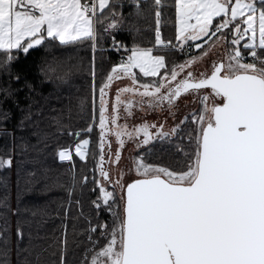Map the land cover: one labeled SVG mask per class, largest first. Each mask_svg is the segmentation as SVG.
Segmentation results:
<instances>
[{
	"label": "snow or ice",
	"instance_id": "6c2138e0",
	"mask_svg": "<svg viewBox=\"0 0 264 264\" xmlns=\"http://www.w3.org/2000/svg\"><path fill=\"white\" fill-rule=\"evenodd\" d=\"M136 5L143 11L140 0ZM151 7L157 24L151 47H129L112 37V47L127 55L111 66L98 89L95 55L91 61V103L95 110L98 91L100 128V178L92 181L100 194L86 217L89 247L81 264H264V0H175V43L163 38L159 27L164 0H152ZM120 15L110 0H0V63L9 70L20 52L28 54L48 38L61 44L89 40L95 52L98 25L116 29ZM217 45L229 46L226 56L213 57ZM157 46L163 54H154ZM193 47L199 55L189 54L179 63L172 58L175 49L190 53ZM205 61L211 67L200 71ZM137 69L151 82H143ZM41 70L46 76L58 71L61 81L71 78V69L60 62ZM124 78L129 82L111 97L113 82ZM24 86L32 88L27 81ZM0 91L7 98L17 89ZM182 95L199 107L177 120ZM134 108L167 111L175 123L165 116L129 128ZM61 115L52 117L57 130L70 129ZM94 124L95 117L87 132ZM69 134L79 137L80 131ZM109 134L119 144L108 161L117 166L114 176L105 167ZM125 138L138 149L153 141L169 147L155 159L143 149L125 171L120 167ZM89 144L90 138H81L74 148L61 147L58 158L73 162L74 152L86 160ZM12 164L11 155L0 156V167ZM81 180L87 183L89 177ZM76 190L73 173L69 206ZM101 212L109 215L103 218ZM4 225L0 256L6 258L11 251L7 219ZM16 236L24 238L19 220ZM58 246L60 264H67L66 230ZM0 264H8L7 259Z\"/></svg>",
	"mask_w": 264,
	"mask_h": 264
},
{
	"label": "trees",
	"instance_id": "16d2710c",
	"mask_svg": "<svg viewBox=\"0 0 264 264\" xmlns=\"http://www.w3.org/2000/svg\"><path fill=\"white\" fill-rule=\"evenodd\" d=\"M110 3L117 5V11L121 13L117 17L120 23L110 31H105L106 24L98 25L95 52L93 42L89 40L61 44L47 39L28 54L20 52L9 70L0 63V89H17L13 96L7 98H3L4 93L0 91V117L7 114V119H0V156L11 155L13 158L11 167H0V230H5L4 220L7 219L11 248L6 258L0 256V261L7 259L8 264H60L61 249L58 245L65 230L68 238L67 264H81L84 260L85 250L89 247L86 217L93 211L91 201L100 194L98 185L92 181L93 176L100 178V128L98 91L95 110L91 103V61L95 55L98 89L111 66L127 55L125 50L117 52L112 47V37L129 47L134 43L151 47L157 27L152 0H140L143 11L138 10L136 1L110 0ZM161 13L159 27L162 37L175 43V0H164ZM228 47L225 45L227 51ZM154 53L163 54L159 46ZM189 54L187 50L181 53L175 49L172 58L179 63ZM56 62L71 69L68 81H61L58 71L49 72L46 76L41 70ZM16 74L21 77L19 81L14 79ZM151 79L142 77L146 83ZM26 81L32 88L24 86ZM81 99L85 100L83 106L80 105ZM61 112L62 122L70 125V129L57 130L52 117ZM93 117L95 124L91 132H87ZM70 130L72 133L80 131V136L69 134ZM81 138L91 140L88 158L82 160L73 152V162L60 161L59 149L74 148ZM168 147L167 142L155 141L145 148L150 149V153L145 151V155L155 159L163 156ZM73 173L77 190L72 194L69 206L67 188L71 185ZM82 176L89 177L87 183L81 180ZM76 200L81 203L78 205ZM17 208L19 213L15 211ZM100 215L107 218L109 214L101 212ZM18 220L24 229L21 241L16 236ZM2 247L3 241L0 240V249Z\"/></svg>",
	"mask_w": 264,
	"mask_h": 264
},
{
	"label": "rangeland",
	"instance_id": "374dc122",
	"mask_svg": "<svg viewBox=\"0 0 264 264\" xmlns=\"http://www.w3.org/2000/svg\"><path fill=\"white\" fill-rule=\"evenodd\" d=\"M131 1H134V0H131ZM194 22V21H193ZM178 27H179V24H178V17L176 16V31H177V29H178ZM48 39H51V38H48ZM58 41V40H57ZM193 49L194 50H191V54H193V55H199V50L198 49H195L194 47H193ZM198 50V51H197ZM212 51V54H213V57L214 58H216L217 56H221L222 55V57H224V56H226V53H227V50H226V48H225V45H217L214 49H212L211 50ZM154 54H158V53H154ZM209 65H211V63H210V61H205L204 62V64H203V67H201V68H205V67H208ZM200 68V69H201ZM137 73H138V75H140L141 77H143V74L142 73H139V70L137 69V70H135ZM163 71V70H162ZM143 78H149V79H151L150 77H143ZM129 81H128V79L127 78H124V79H122V80H118V81H114L113 82V85H112V87H111V90H110V92H109V95L111 96V97H113L114 98V95H115V89H116V87L117 86H124L125 84H127ZM186 108H184V106H183V104L181 103V105L179 106V109L176 111V113H175V115H176V119L178 120L181 116H183L182 114H183V112H184V110H185ZM188 109V108H187ZM189 109H190V107H189ZM192 110V105H191V109H190V111ZM165 116H167L168 117V114H161L160 115V118H159V120H157L156 118L155 119H149L150 121H162L163 120V118L165 117ZM168 123L169 124H172V123H175V121L172 119V117H168ZM141 136H142V134H141ZM140 137H137L136 139H139ZM108 139L111 141V146L110 147H108L107 145H106V147H105V150H104V154H105V167H106V169H108V168H111L112 169V175L114 176L115 175V169H116V165L115 164H109L108 163V161H109V157L111 156V154L112 153H114L115 151H117V150H119V144H118V140L116 139V137L114 136V135H112V134H109V136H108ZM91 141V140H90ZM153 142H155V141H153ZM152 142V143H153ZM133 143H134V141H133ZM151 143V144H152ZM90 144H91V142H90ZM89 144V145H90ZM150 144V145H151ZM125 145H126V143H125ZM134 145V144H133ZM132 145L130 144L129 146H128V148H127V150L128 151H130V148H132L131 147ZM147 146H149V145H147ZM147 146H142V148H140V149H138V148H136V147H134V149H132V150H136V152H135V154L137 155V152L139 151V150H142V149H145V148H147ZM126 148V146H124V148H123V150H122V158H121V162H120V167L121 168H123V169H125V171L127 170V168L128 167H130L131 165H132V159H133V157L135 156V154H134V156H132V158L131 157H127V150L125 149ZM125 149V150H124ZM88 150H89V146H88ZM78 155V154H77ZM79 156V155H78ZM81 158V157H80ZM82 159V158H81Z\"/></svg>",
	"mask_w": 264,
	"mask_h": 264
},
{
	"label": "flooded vegetation",
	"instance_id": "af4514ba",
	"mask_svg": "<svg viewBox=\"0 0 264 264\" xmlns=\"http://www.w3.org/2000/svg\"><path fill=\"white\" fill-rule=\"evenodd\" d=\"M134 1H136V0H134ZM134 1H132V2H134ZM245 40H247V38H245ZM242 42H245V41H242ZM185 47H187V46H185ZM221 57H222V55L221 56L219 55L216 58H221ZM210 67H211V65H209L208 67H205V68H201L199 70L200 71H205V70L210 69ZM127 95L128 94H125V96H127ZM178 103H179V106L182 103L183 106H184V108H186L184 110V112H183L182 115L190 112L191 105H192V109L199 107L198 103L193 102L192 99H191V97L190 96H187V95H182V97H181V99H180V101ZM189 107H190V109H189ZM178 109H179V107H178ZM161 114H168V113H167V111H159V110H147V111H143V110H141L139 108H134L133 109V115L127 117V123L129 125V128H131L133 125H137L138 126L143 121H150L149 119H155L157 117L156 119L159 120ZM168 117H171V116H168ZM124 120H125V118H124V109L122 108L121 109V121L120 122L121 123H124ZM125 143H126V145H124V146H126V148H125L126 150H127L128 146L130 144L132 145L131 146L132 148H130V151L127 150V157L128 158L129 157L132 158V156H134V154L136 152V150H132L135 147V145H133L134 144L133 143V140H128L127 138H125Z\"/></svg>",
	"mask_w": 264,
	"mask_h": 264
},
{
	"label": "water",
	"instance_id": "95a60500",
	"mask_svg": "<svg viewBox=\"0 0 264 264\" xmlns=\"http://www.w3.org/2000/svg\"><path fill=\"white\" fill-rule=\"evenodd\" d=\"M43 44H44V43H43ZM43 44H42V45H43ZM42 45L34 46V48H33V49H30L29 51L34 50V49H37V48H39V47L42 46Z\"/></svg>",
	"mask_w": 264,
	"mask_h": 264
}]
</instances>
